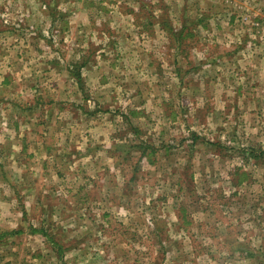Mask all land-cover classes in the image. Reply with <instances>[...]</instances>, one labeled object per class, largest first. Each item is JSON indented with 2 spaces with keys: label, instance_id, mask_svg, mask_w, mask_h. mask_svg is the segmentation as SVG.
I'll use <instances>...</instances> for the list:
<instances>
[{
  "label": "rangeland",
  "instance_id": "374dc122",
  "mask_svg": "<svg viewBox=\"0 0 264 264\" xmlns=\"http://www.w3.org/2000/svg\"><path fill=\"white\" fill-rule=\"evenodd\" d=\"M0 264H264V0H0Z\"/></svg>",
  "mask_w": 264,
  "mask_h": 264
},
{
  "label": "trees",
  "instance_id": "16d2710c",
  "mask_svg": "<svg viewBox=\"0 0 264 264\" xmlns=\"http://www.w3.org/2000/svg\"><path fill=\"white\" fill-rule=\"evenodd\" d=\"M163 21H165V20H163ZM164 24H165V27L168 26V23H167V22H165ZM166 30L168 31V32H167L168 34H171V35L173 34L171 28H170V29H169V28H168V29L166 28ZM79 71H80V70H78V69L76 68V73H75V75H73V74H72V75L74 76L75 80H76L77 83L79 84V87H81V83H80V82H81V78H80V72H79ZM80 90H81V92H82V89H80ZM135 133H136V130H135Z\"/></svg>",
  "mask_w": 264,
  "mask_h": 264
},
{
  "label": "built area",
  "instance_id": "2783aa9c",
  "mask_svg": "<svg viewBox=\"0 0 264 264\" xmlns=\"http://www.w3.org/2000/svg\"><path fill=\"white\" fill-rule=\"evenodd\" d=\"M197 1H200V0H197Z\"/></svg>",
  "mask_w": 264,
  "mask_h": 264
}]
</instances>
